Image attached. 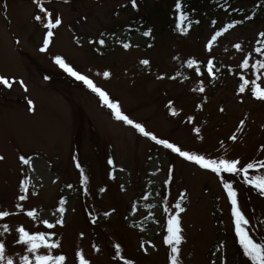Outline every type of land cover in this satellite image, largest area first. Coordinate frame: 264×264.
<instances>
[{"label":"rangeland","instance_id":"rangeland-1","mask_svg":"<svg viewBox=\"0 0 264 264\" xmlns=\"http://www.w3.org/2000/svg\"><path fill=\"white\" fill-rule=\"evenodd\" d=\"M8 2L10 5L6 6ZM8 2L0 0V74L15 78V81L23 80L28 91L15 81L11 89L0 86V155L6 158L0 161V205L11 208L18 193V182L22 178L18 154L32 155L35 171H29L30 190L39 195L32 197L25 207L43 209L40 214L44 216L55 210L62 195L68 199L66 225L58 227L57 232L63 238V251L68 254L69 264H72L73 250L77 246L84 249L92 264H113L112 242L122 243L125 255L135 257L138 264H166V246L162 244L160 226L166 223L167 214L163 212L160 196L156 195H164L166 190L160 183L148 184L147 180L155 165H163L165 160L174 157L130 126L117 122L97 96L60 70L51 56H65L79 71L119 99L126 114L143 121L146 128L158 136L168 137L187 148H200L212 156L224 154L218 144L223 140L230 157H240L243 162L264 159V152L259 151V146L264 144V103L248 95L244 103H240L235 94L238 73L233 75L226 70L229 67L237 69L242 60L241 53L232 44L242 43L245 53L255 46L253 37L264 30V11L258 14L257 22H246L230 30L214 46L220 79L213 85L208 77L204 78L208 102L202 112H197L195 104L202 96L189 89L198 85V79L186 64L181 66L172 56L179 52L183 58L194 53L202 60L207 59L203 46L213 29L210 20L216 19L218 25L225 23V13L213 12L204 6L206 13L196 17L200 24L193 23L189 35L184 36L176 28L179 16L172 8L175 0H137L136 9L131 7L130 0H69L68 3L44 0L49 10L55 8L57 14L62 15L64 23L56 32L54 45L47 53H42L39 49L45 29L33 19L39 12L34 0ZM257 3L259 0H239L238 5L252 11ZM84 16L88 18L87 23L82 19ZM194 19L189 18L181 26L188 27L189 20ZM136 22H145V29L144 25H139L137 32L131 35L130 25ZM148 27L154 29L152 37L142 35ZM100 31L115 32L116 38L109 35L107 46L97 52V45H90L87 40L97 39ZM77 36L83 41L82 46L75 44ZM117 39L130 40L134 46L125 51ZM148 43L154 47H147ZM143 58L151 60L150 69L139 64ZM105 70L112 73L108 79L102 75ZM178 71L191 78L184 80L181 76L175 82L156 79L159 74L171 76ZM246 75L248 79L253 78L251 73ZM27 99L33 100L34 112L28 111ZM169 99L175 101L177 110L183 109L180 117L169 115L165 107ZM221 106L226 109L224 113L218 111ZM188 115H196L197 126L202 127L203 144L195 139L191 127L184 122ZM245 116L244 131L233 143L228 137ZM73 156L90 176L89 196L84 195L83 186L78 184ZM109 156L114 158L117 169H125L124 173H116V180L108 176ZM149 156L153 157L152 161L148 160ZM175 164V180L169 196L171 204L174 205L180 191L188 190L184 204L186 212L182 214L187 237L182 246L183 264H209L221 240L227 244L228 264H240L233 234L227 230L228 203L223 199L216 178L179 158H175ZM163 171L166 173L167 169ZM68 183L74 187L68 189ZM120 184H125L126 193L121 192ZM101 186L107 187L103 195L98 192ZM235 186L240 193L242 210L252 223L264 221V197L242 182L237 181ZM142 189L153 193L148 202L157 205L151 210L154 218H145L149 209L144 207L145 201L138 199ZM130 202L138 203L135 215H131ZM93 204L94 214L100 217L97 225L90 224L84 211ZM112 207L117 209L116 214L104 218L103 211ZM125 216H129V221H125ZM133 220L148 230L141 232L140 227L130 228ZM5 222L13 226L23 222L26 227L36 228L25 216L8 218ZM261 230L264 231V224ZM80 231L86 233L83 240L78 237ZM141 239L155 243L158 251L150 249V253L144 255L138 250ZM7 240L8 254L20 251L11 246L13 236H8ZM92 242L102 249L100 253L92 250Z\"/></svg>","mask_w":264,"mask_h":264},{"label":"snow or ice","instance_id":"snow-or-ice-1","mask_svg":"<svg viewBox=\"0 0 264 264\" xmlns=\"http://www.w3.org/2000/svg\"><path fill=\"white\" fill-rule=\"evenodd\" d=\"M51 2V0H49ZM69 0H64V3H68ZM227 3L228 0H225ZM34 3L38 6L39 12L35 14L33 19L39 22L45 29L42 37V46L39 51L47 53L50 47L54 45L56 39V32L63 25V17L57 14V10L53 8L49 10L45 6L44 0H34ZM131 7L137 8V0H130ZM126 7V5H121ZM228 7L231 8L230 3ZM182 8L181 0H176L175 9L180 10ZM264 9V5H261ZM85 23H87V16L82 17ZM179 23L176 25L177 30L184 36L189 35V28L192 24L199 25L200 20H189L188 27H182L186 20L189 19L188 14L184 11L179 13ZM253 16L245 14L241 19H230L229 22H225L218 25L216 19H211L210 24L213 26L206 42L204 43L203 50L207 59H200L198 55L192 53L185 57H181L180 53L172 56L173 61H180L181 66L186 64L187 69L192 70V73L198 79V85L190 88L193 94H199L202 99L199 103L195 104V110L202 112L205 105L208 102V96L206 95L207 88L205 86V77L209 78V83L213 84L220 79L219 68H217L218 61L214 55V46L217 45L221 38L230 32L235 30L238 26L244 25L246 22H251ZM55 30V31H54ZM154 29L148 27L147 30L142 32L144 37H152ZM111 35L116 38V33H106L100 31L97 39H88L87 43L90 45H97L96 51L99 52L101 47H105L108 44V37ZM255 46L247 53L244 52L243 45L240 42L232 44V47L240 52L242 60L239 62L237 69L227 68L226 70L233 75L238 73L239 82L235 90V94L239 98L240 103H244V97L246 95L253 98L259 103H264V30H259L253 37ZM19 41H17L18 43ZM117 42L125 50H131L133 43L130 40H119ZM75 44L82 46L83 41L80 37H75ZM137 48L139 44L135 45ZM147 47H154V44L148 43ZM225 51H227L225 49ZM254 56L256 58H254ZM53 63L68 76L74 78L76 81L81 82L92 93H94L99 103L107 108L117 122H121L127 126L133 128L143 138H146L153 142L155 146L162 148L169 156L174 157L171 160H165L163 165H155L154 170L149 174L148 184L160 183L161 187L166 190L164 195L156 193L160 196L163 203V212L167 214L166 223L161 225L162 244L166 246V264H183L182 246L186 243L187 237L183 226L182 214L186 212L184 206L185 201L188 199V190L184 188L179 192L178 198L175 200L174 205L171 204L169 196L171 195V185L175 180V158L189 163L195 166L198 170H203L212 174L218 184L221 186L224 194L223 199L228 203V215L229 223L227 230L233 234V242L238 245L240 254L245 258L244 264H264V231L261 230V225L264 221H257L253 224L248 215L242 210V204L240 201V193L235 186L237 181L242 182L244 185L249 186L251 190L258 193L260 197H264V159L254 158L248 162H243L240 157H230L228 155V148L225 146L223 140L219 141V148L223 149L224 154H217L212 156L202 151L200 148H187L182 144L168 138L158 136L155 132L148 130L143 121H137L126 114L122 108V103L119 99L113 97L108 90L98 85L88 74L82 73L76 67L71 64L65 56L62 54H53L51 56ZM139 64L145 68H151V60L149 58H143L139 60ZM246 73H251L253 78L248 79ZM99 75V73H98ZM105 79L112 76L111 71L105 70L102 73ZM183 76L184 80H189L190 76H185L183 72H176L175 75L166 76V74L157 75L156 79L164 80L170 79L177 81L178 77ZM46 79L48 77H45ZM13 81L5 75L0 74V86H6L8 89L13 87ZM23 87L27 92V85L23 80L15 81ZM26 104L28 111L34 112L35 105L33 100L27 99ZM175 101L169 99L165 105L168 113L172 117H180L183 109L177 110L174 106ZM218 111L224 113L226 109L221 106ZM247 116L240 119L236 130L232 132L228 139L235 143L238 140V136L243 133L246 126ZM187 125L191 127V132L194 134L195 139L203 144L204 136L202 134V127L197 126L196 115H188L186 121ZM206 123V121H205ZM259 151L264 152V144L259 146ZM6 158L0 155V161H4ZM74 161V167L78 170V184L83 186V193L85 196L91 195L89 192L90 176L87 174L86 168L82 165L79 159L75 156L72 157ZM18 164L21 167L22 178L18 182V193L12 203L11 208H5L0 205V264H69V257L66 252L63 251V238L58 234L57 228H63L66 225V215L68 211V199L65 196H61L58 201V206H54L55 210L42 216L40 212L43 209L36 207L26 208L25 205L30 202L32 197L38 196L39 193L30 190L32 180L29 177V171H35V160L32 155L18 154ZM149 161L153 160L152 156L148 157ZM107 164L111 170L108 176L111 180H116L117 172L124 173L125 169L120 167L116 168L115 160L109 156ZM166 168V173L163 169ZM232 177V179H228ZM68 189H72L74 185L68 183L66 185ZM121 192L126 193L125 184L119 185ZM99 194L103 195L107 192L106 186L98 188ZM79 195V192L77 193ZM153 195L151 191H141L138 199H142L146 203L144 207L149 209L146 219L154 218V214L151 211L156 208L157 205L148 202L149 198ZM220 199L219 197L217 198ZM129 208L131 209V215H135L138 212V203L130 202ZM95 205H89L84 208L86 212V219L91 225H97L99 221V214H94ZM75 212V208H72ZM223 212V208L220 209ZM117 209L112 207L110 210H105L102 213L104 218H109L116 214ZM142 214V213H141ZM25 216L28 218L34 226L33 228L26 227L23 222L17 223L15 226L5 222L8 218ZM125 221H129V216L124 217ZM221 223H223L221 221ZM44 230H40V228ZM129 227L136 229L140 227L133 220ZM148 229L140 227V231L144 232ZM155 231V229H152ZM8 236H13L11 246L18 248L20 251L8 254L10 247L7 240ZM80 240L85 239L86 233L80 231L78 233ZM111 247L113 249V255L111 257L113 264H138L135 257H128L125 255V249L120 242H112ZM91 248L96 253H100L102 249L97 243L92 242ZM216 251L212 253L215 257L211 259L209 264H228L227 258V244L225 241H218ZM151 250H157V245L152 241H145L141 239L138 250L144 255H148ZM72 264H92L90 258L86 257L85 251L82 247L77 246L73 250Z\"/></svg>","mask_w":264,"mask_h":264},{"label":"trees","instance_id":"trees-1","mask_svg":"<svg viewBox=\"0 0 264 264\" xmlns=\"http://www.w3.org/2000/svg\"><path fill=\"white\" fill-rule=\"evenodd\" d=\"M239 0H228L226 3L225 0H181L182 8L180 10L175 9V3L173 5V11L178 14L180 11H184L188 14L189 18L195 17V19L202 17L203 13H206V8H211L213 12H222L226 14V21L229 22L230 19H241L245 14L249 16H253V20L251 22H257L258 21V14L264 11V9L261 8V5H264V0H259V3H257L255 6H253L252 11L250 9H243L238 5ZM230 3L231 8L228 7V4ZM261 3V4H260ZM205 6V7H204ZM172 11V13H173ZM200 13L202 15H200ZM200 15V16H199ZM197 17V18H196ZM194 19V20H195ZM139 25H144L146 26L145 22L138 23L136 22L133 25H130V34L132 35L133 33L137 32V27ZM45 76V75H44ZM237 250L240 253V249L238 245H236ZM245 260L244 257L241 256L240 254V264L243 263Z\"/></svg>","mask_w":264,"mask_h":264},{"label":"flooded vegetation","instance_id":"flooded-vegetation-1","mask_svg":"<svg viewBox=\"0 0 264 264\" xmlns=\"http://www.w3.org/2000/svg\"><path fill=\"white\" fill-rule=\"evenodd\" d=\"M5 1H7V2H8L9 0H5ZM3 3H4V0H3ZM7 4H9V2H8V3H6L5 5H6V6H8ZM9 5H10V4H9ZM6 6H5V8L7 9V7H6ZM7 19H8V18H7Z\"/></svg>","mask_w":264,"mask_h":264}]
</instances>
